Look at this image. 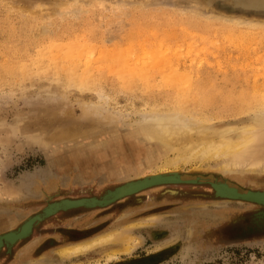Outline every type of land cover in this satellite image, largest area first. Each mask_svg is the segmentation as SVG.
<instances>
[{
    "label": "rangeland",
    "instance_id": "obj_1",
    "mask_svg": "<svg viewBox=\"0 0 264 264\" xmlns=\"http://www.w3.org/2000/svg\"><path fill=\"white\" fill-rule=\"evenodd\" d=\"M166 18L171 21L166 30L144 26ZM186 18L259 28L243 48L238 40L207 45L196 38L198 32L181 34L176 24ZM169 29L171 39H164ZM54 43L62 54L70 52L71 43L95 49L87 52L95 73L102 50L115 53L133 45L137 49L128 61L143 68L165 65L167 71L158 76L176 81L170 90L197 69V80L219 84L213 95L220 106L206 108L215 117L214 127L252 121L256 110L264 111V100L251 96L238 105L227 100L241 89L264 91V0H0V219L15 226L49 199L101 195L139 172L161 169L155 149H144L152 145L136 133L146 117L162 113L199 120L198 107L181 106L169 88L126 90L104 75L103 85L92 83L87 90L72 85L51 61L48 49ZM20 65L32 70H13ZM243 104L239 112L233 110ZM137 142L142 148L134 151ZM199 165L184 166L183 173ZM251 181L264 182V173L248 172L243 185L250 187ZM254 208L215 197L208 184L163 185L105 209L61 211L45 219L30 242L4 247L0 264H32L42 256L49 261L60 247L131 222H137L141 242L120 259L101 264H264V227L248 223ZM153 215L159 217L155 225L139 224ZM92 259L66 264H93Z\"/></svg>",
    "mask_w": 264,
    "mask_h": 264
},
{
    "label": "bare ground",
    "instance_id": "obj_2",
    "mask_svg": "<svg viewBox=\"0 0 264 264\" xmlns=\"http://www.w3.org/2000/svg\"><path fill=\"white\" fill-rule=\"evenodd\" d=\"M187 18L185 20L178 19L179 23L176 24V27L178 25L180 29L182 27L181 34L189 35V33L198 32L196 38L201 42H206L207 45H213L215 41L229 43V41L238 40L242 42L239 45L243 48L247 45L243 42L249 36H255L258 33L255 29L259 28L258 25H252V27L241 30L223 22L215 24L213 21H206L204 24H200L197 19ZM170 22L166 18L162 23L147 21L144 26L165 29ZM169 30L170 34L164 36V39H171L172 29ZM56 44L54 43V47L48 49L56 70L64 73L69 83L83 90H87L92 83L96 85L105 84L103 75L107 79L119 81L126 90L138 88L140 85L149 93L154 89L169 88L170 90L172 85L176 83V81H170L172 79L169 77L170 80L167 77L158 76V74L167 71L163 69L166 67L165 65L143 68L130 63L128 59L135 55L137 49L133 45L126 48L121 46L115 53L102 50L100 63L97 64L98 72L95 73L90 71L91 64L89 61L91 59L87 54L89 50H91L90 54H94L95 49L90 48L88 44L74 47L71 43L69 44L70 52L62 54L58 53ZM107 53H109L108 56H106ZM157 54L166 57L164 53L159 54L157 52ZM13 70L26 74L32 68L30 65H20ZM194 72L197 73V69L192 70L189 74H184L178 81V85L170 90L168 95L175 98L181 106H188L189 109L198 107L197 116L199 120H191L180 115L168 116L161 113V115L146 117V123H143L136 130L139 137L152 145L151 149H144L149 151L155 149L158 156L157 161L162 160L163 163L161 169H152L150 173L139 172L123 181L122 184L106 190L101 195L68 196L56 201L49 199L48 204L41 210L26 215L25 219L19 223L17 220L16 226L12 220L0 219L2 231L0 233V252L4 247L12 250L22 240L29 241V237L45 219L52 218L61 211L105 209L146 190L163 185L208 184L212 187L215 197L229 201L237 200L242 203L249 202L255 205L254 214L248 219V223L251 226L264 227V182L251 181L252 186L250 187L243 185L248 172L264 173V111L256 110L257 119L252 121L240 122L239 125H222L223 127L215 125L214 127V123L211 121L215 117L208 113L206 108L220 106L217 104V97L213 95L214 89L219 84L212 81L206 86L205 81L197 80L194 77ZM226 83L227 87L233 85L230 84L231 81L228 78ZM260 92L241 89L238 94L227 96V100H233L237 105L240 101L247 102L249 96L253 100L261 101L264 100V91L260 90ZM191 93L197 94L194 99L190 97ZM245 105L243 104L239 108L235 107L233 110L239 112ZM220 111H218V116L222 117L221 114L223 113ZM132 146L134 151L142 148L138 142L137 144L133 143ZM133 155L136 156L135 153ZM97 158L100 159V157ZM101 160H106L109 163L107 158H101ZM194 162L200 163L196 171L183 173V167ZM145 165L150 167L148 162ZM204 171H213L221 174V176L202 174L201 172ZM13 193L7 191L4 194L13 195ZM158 218L154 215L149 216L141 219L139 224L150 227L157 223ZM137 225V222H131L118 227V229L114 227L89 240L67 244L58 248L51 260L48 261V257L42 256L39 259H34L32 264H66L75 258L89 255L90 259L96 258L92 259L95 261L93 264H101L103 259L106 263L120 259L121 254L130 253L141 242V237L136 236L138 235Z\"/></svg>",
    "mask_w": 264,
    "mask_h": 264
}]
</instances>
